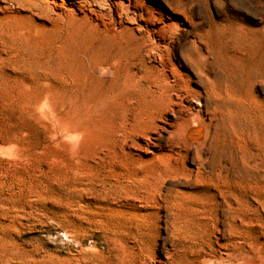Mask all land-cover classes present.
<instances>
[{"label": "rangeland", "instance_id": "rangeland-1", "mask_svg": "<svg viewBox=\"0 0 264 264\" xmlns=\"http://www.w3.org/2000/svg\"><path fill=\"white\" fill-rule=\"evenodd\" d=\"M141 1L161 20L155 27H179L162 44L165 61L195 72L186 48L200 33L210 72H241L245 88L264 101V0ZM116 3L73 12L71 0H0V264H102L93 247L107 253L108 264H121L117 239L135 219L119 187L162 167L128 150L134 93L123 72H155L161 64L151 54L144 57L149 69L135 65L127 42L121 49L110 38L108 31L130 26ZM253 133L256 148L264 146V117ZM250 146L244 139L239 149ZM104 182L117 186L105 195ZM168 220L156 221L161 261L177 254ZM238 244L264 264V228L239 234Z\"/></svg>", "mask_w": 264, "mask_h": 264}, {"label": "bare ground", "instance_id": "bare-ground-1", "mask_svg": "<svg viewBox=\"0 0 264 264\" xmlns=\"http://www.w3.org/2000/svg\"><path fill=\"white\" fill-rule=\"evenodd\" d=\"M107 1L71 0L70 10ZM115 1L119 18L130 26L108 31L110 38L121 49L127 42L135 65L149 69L144 57L151 54L161 64L155 72H123L124 84L134 93L125 142L134 158L162 162L156 171L137 172L119 187L135 222L117 239V259L121 264H254L249 249L240 248L238 241L239 234L264 228V146L256 148L252 141L264 117V101L245 88L241 72H210L211 57L200 33L186 48L187 63L195 72L169 64L162 44L179 27H155L161 20L141 0ZM244 139L252 144L248 151L239 149ZM116 186L104 182L102 192L106 195ZM161 215L172 220L177 236V254L164 261L154 252ZM214 234L224 238L215 239ZM93 248L102 264H108L107 253Z\"/></svg>", "mask_w": 264, "mask_h": 264}]
</instances>
